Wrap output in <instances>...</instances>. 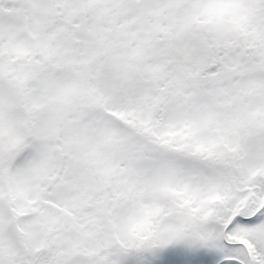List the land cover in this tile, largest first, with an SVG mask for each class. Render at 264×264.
<instances>
[{
  "label": "snow or ice",
  "instance_id": "1",
  "mask_svg": "<svg viewBox=\"0 0 264 264\" xmlns=\"http://www.w3.org/2000/svg\"><path fill=\"white\" fill-rule=\"evenodd\" d=\"M0 264H264V0H0Z\"/></svg>",
  "mask_w": 264,
  "mask_h": 264
}]
</instances>
